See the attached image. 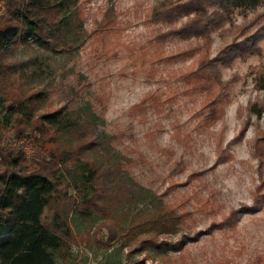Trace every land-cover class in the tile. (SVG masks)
Wrapping results in <instances>:
<instances>
[{"label": "rangeland", "instance_id": "1", "mask_svg": "<svg viewBox=\"0 0 264 264\" xmlns=\"http://www.w3.org/2000/svg\"><path fill=\"white\" fill-rule=\"evenodd\" d=\"M162 1L79 0L88 37L76 52L50 54L31 45L16 52V86L28 95L43 89L38 84H51L38 113L64 105L91 107L100 118L98 129L116 138L115 151L128 160L134 186L149 192L151 202L125 208L124 230L141 224L157 202L179 216L177 229L159 237L162 250L130 256L120 242L108 248L93 239L87 244L83 239L99 219H79L69 264H264V150L256 155L252 146L264 133V120L247 108L264 100V92L254 86L264 71V38L259 52L228 66L219 62L222 81L231 84L220 114L210 118L206 104L211 97L195 80L205 49L194 36L168 32L185 16L173 24L152 17ZM241 2L211 29L209 59L218 58L222 29L255 17L264 21V0ZM108 11L114 14L106 22ZM39 62L48 67L37 70L38 79L21 80L20 72L30 74ZM39 137L26 128L20 137L8 133L3 145L20 146L30 161ZM107 233L104 228L97 241L104 242Z\"/></svg>", "mask_w": 264, "mask_h": 264}, {"label": "trees", "instance_id": "2", "mask_svg": "<svg viewBox=\"0 0 264 264\" xmlns=\"http://www.w3.org/2000/svg\"><path fill=\"white\" fill-rule=\"evenodd\" d=\"M0 2V264H69V248L78 235L74 222L87 217L99 219L83 239L87 244L93 239L108 248L120 242L128 256L162 250L165 243L158 239L177 229L179 216L157 202L141 224L124 230L120 218L128 214L125 208L135 202H151L152 197L134 186L126 168L128 160L115 151L116 138L98 129L99 116L89 106L67 105L40 114L37 107L47 101L51 84H38L43 89L27 95L12 78L17 72L19 47L31 45L50 54L72 55L83 45L88 35L79 0ZM241 3L163 0L153 8L152 17L157 20L173 24L186 17L168 32L201 40L205 52L199 58L195 80L202 82L200 90L211 97L206 104L210 118L220 114L231 84L222 81L219 62L228 66L237 57L259 52L258 43L264 38V21L258 17L243 25L231 23L219 32L218 58L209 59L205 54L211 29ZM113 14L105 13L106 22ZM47 67L48 63L39 62L30 74L22 71L19 75L21 80L34 81L38 71ZM254 86L264 92V71L254 78ZM247 108L264 120V100L261 104L250 102ZM26 128L40 133L30 161L20 146L3 145L8 133L20 137ZM252 146L253 153H262L264 133L253 139ZM104 228L108 231L105 241H97Z\"/></svg>", "mask_w": 264, "mask_h": 264}]
</instances>
